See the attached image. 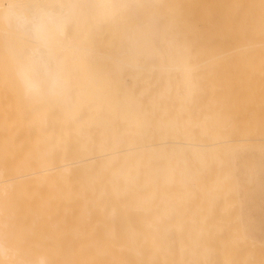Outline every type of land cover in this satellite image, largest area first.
<instances>
[{
  "label": "bare ground",
  "instance_id": "obj_1",
  "mask_svg": "<svg viewBox=\"0 0 264 264\" xmlns=\"http://www.w3.org/2000/svg\"><path fill=\"white\" fill-rule=\"evenodd\" d=\"M14 2L24 18H0V196L59 184L76 203L51 208L84 220L95 195L120 264H264V0ZM34 47L64 99L25 95ZM16 212L0 198V264H49L20 247L44 216ZM55 219L34 228L49 236Z\"/></svg>",
  "mask_w": 264,
  "mask_h": 264
},
{
  "label": "rangeland",
  "instance_id": "obj_2",
  "mask_svg": "<svg viewBox=\"0 0 264 264\" xmlns=\"http://www.w3.org/2000/svg\"><path fill=\"white\" fill-rule=\"evenodd\" d=\"M50 182L52 183L51 180ZM55 182L57 183V181L54 180V182L52 184L49 183V185H53ZM44 183H47V181ZM56 183L55 185L57 186L59 181L57 184ZM55 185L52 186L54 189L56 188ZM60 186L61 185L58 184L56 188L57 191L56 190L54 191L55 193L59 191L57 194L58 197L55 196L56 194L53 195V192L51 191V189H48V187L46 188V185L45 187L42 186L40 188L38 187L37 189H33V190L29 189L30 191H24L20 193H13V194H7L5 196H0V198H2L4 201H7L17 207V211L19 213L18 212L10 213L11 219L13 222L27 220V223H30L31 221H33V219L35 220V219H38V217L42 218V216H44L43 223L46 225V223L48 224L47 219H49L50 221L52 218H56L55 220H57L58 218H62L63 216L66 217V219L57 220V222L54 223V225L57 224L56 226L58 227V229L57 230L50 229L51 233H49V236L47 235L44 236L45 234H43V232L45 233V230L48 227L46 229L43 227L44 229L43 231V229L41 228L43 225H40L43 223H41L40 220H38L40 224L38 222L37 223L32 222L33 231L32 230L31 231L33 232V234L31 232L30 236L27 235L29 236V238L27 239L26 237V239L22 243H20V247L24 251H26L25 248L27 249V251L28 250L32 251L34 249H37V253L41 254V256L46 258V261H48L49 264H73V263L74 264H120L121 261H118V260L122 256H120V254H118L114 250H108L107 247H109L110 245L104 244L105 241L101 238V234L106 235V233L103 231L105 229H102V227L106 228L107 223L103 224L104 221L102 222L99 219V217H102V215L101 216L99 215V212L102 214V212L99 210V208L101 207L100 200L97 199V197H95V195H92L91 193L88 196L89 198L92 197V202L93 201L94 202L92 203L90 201L91 199L90 200L89 198L87 199V203L89 204L88 206L90 208L89 217L91 219L88 218L90 220L89 222H88V219H84L86 222V225L84 223V220L81 218L83 216H78L79 218H81V221H80V219L75 215L76 212H72L71 213L72 215H71L70 213L67 214V210L66 212L62 211L63 213H66V215L62 213L63 216L60 217L61 209H59L58 206L64 204L63 206H65L67 209L68 205H72L76 203L75 201H73V198L69 196L68 192H65L62 187H61L62 189H60ZM62 186L65 187L64 185ZM59 189L62 190L63 192L62 191L60 192ZM61 193H64V194L67 193V194L62 195ZM60 197H64L67 200L64 198L62 199ZM93 197H94V200H93ZM57 199H60V202L59 200L57 201ZM68 199H70L71 201H69ZM95 199L97 202L99 201L97 204L95 203ZM55 201L59 202V205L57 206V208L56 207L51 208L52 203H55ZM93 204L98 206L99 208H97L96 206L92 207L94 206ZM71 207L69 206V208ZM47 208L48 210L49 208L51 209L48 211ZM93 208H96V209H93ZM6 209L8 212L13 210L10 204L8 206L6 205ZM41 209L43 211L46 209V213L43 212L44 215H42ZM75 209L76 208L74 207L73 210L75 211ZM97 209L99 210V212ZM47 212H48V215L49 214L50 215L47 216V219H46L45 215L47 214ZM78 213L80 212L78 211ZM104 217L105 215H103L102 218ZM75 218H76L75 222L79 224L80 230H78L79 228L75 229L73 227V225L75 227L77 226L76 223H74ZM30 219L31 221L28 222V220ZM35 224H39V226L41 227L38 226V228L37 227L34 228ZM69 226H70V229L68 230L67 228H69ZM81 228L83 230H81ZM38 229H41V230H38ZM82 231L84 232V234L82 233ZM48 232H49V229H48ZM28 233H30V231H28ZM79 233L82 234L81 237L76 238L75 236L73 238L72 236L73 234L80 236ZM23 246L25 248H23ZM161 258L163 257L160 254H156L154 255V260H150V261L142 260V261L132 263V264H181L179 261L176 260V256L166 255L165 258L163 259ZM200 264H203L202 260H200Z\"/></svg>",
  "mask_w": 264,
  "mask_h": 264
},
{
  "label": "clouds",
  "instance_id": "obj_3",
  "mask_svg": "<svg viewBox=\"0 0 264 264\" xmlns=\"http://www.w3.org/2000/svg\"><path fill=\"white\" fill-rule=\"evenodd\" d=\"M0 18L5 22H18L24 18V6L14 0L7 9L0 4ZM19 80L25 95L30 98L60 100L66 97L67 85L62 70L45 60L39 47L29 51Z\"/></svg>",
  "mask_w": 264,
  "mask_h": 264
}]
</instances>
